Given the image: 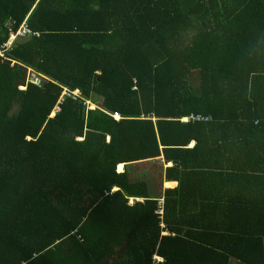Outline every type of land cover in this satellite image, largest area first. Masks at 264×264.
Returning <instances> with one entry per match:
<instances>
[{
	"label": "trees",
	"instance_id": "trees-1",
	"mask_svg": "<svg viewBox=\"0 0 264 264\" xmlns=\"http://www.w3.org/2000/svg\"><path fill=\"white\" fill-rule=\"evenodd\" d=\"M5 47L0 264H264V0H0Z\"/></svg>",
	"mask_w": 264,
	"mask_h": 264
},
{
	"label": "built area",
	"instance_id": "built-area-1",
	"mask_svg": "<svg viewBox=\"0 0 264 264\" xmlns=\"http://www.w3.org/2000/svg\"><path fill=\"white\" fill-rule=\"evenodd\" d=\"M25 32H28L29 33V31H27V29H25ZM15 39V37H13L12 38V41H10L6 46L7 47H10L11 46V44H12V42H13V40ZM7 47H5V49H2V48H0V56H1V58H4V56H5V52H6V50H8V48ZM38 78L36 77L35 78V76H32V78H30V81L31 82H38ZM190 119H193V120H205V119H207V117H203V116H201V115H192V116H186V117H184L183 118V120H185V121H188V120H190ZM163 201H161L160 202V205H163ZM158 213H160V214H163V208H160L159 209V211H158Z\"/></svg>",
	"mask_w": 264,
	"mask_h": 264
},
{
	"label": "crops",
	"instance_id": "crops-1",
	"mask_svg": "<svg viewBox=\"0 0 264 264\" xmlns=\"http://www.w3.org/2000/svg\"><path fill=\"white\" fill-rule=\"evenodd\" d=\"M118 116V115H117ZM194 144L195 142H192L190 145H189V148H193L194 147ZM123 165H120L119 166V170L123 171ZM178 186V183L177 182H164V188L165 189H173V188H176ZM140 201H143V200H140ZM135 202V199H133V203Z\"/></svg>",
	"mask_w": 264,
	"mask_h": 264
},
{
	"label": "clouds",
	"instance_id": "clouds-1",
	"mask_svg": "<svg viewBox=\"0 0 264 264\" xmlns=\"http://www.w3.org/2000/svg\"><path fill=\"white\" fill-rule=\"evenodd\" d=\"M186 117V116H185ZM184 118V117H183ZM183 118H182V120H183ZM185 121V120H184ZM155 259H157L158 261H162L163 260V258H161V257H156Z\"/></svg>",
	"mask_w": 264,
	"mask_h": 264
},
{
	"label": "water",
	"instance_id": "water-1",
	"mask_svg": "<svg viewBox=\"0 0 264 264\" xmlns=\"http://www.w3.org/2000/svg\"><path fill=\"white\" fill-rule=\"evenodd\" d=\"M37 83H39V80H38V82Z\"/></svg>",
	"mask_w": 264,
	"mask_h": 264
},
{
	"label": "rangeland",
	"instance_id": "rangeland-1",
	"mask_svg": "<svg viewBox=\"0 0 264 264\" xmlns=\"http://www.w3.org/2000/svg\"><path fill=\"white\" fill-rule=\"evenodd\" d=\"M119 171H121V170H119Z\"/></svg>",
	"mask_w": 264,
	"mask_h": 264
}]
</instances>
